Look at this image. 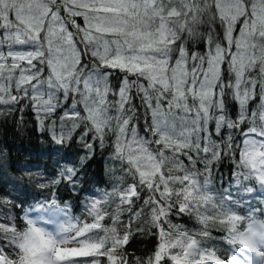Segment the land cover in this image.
I'll return each mask as SVG.
<instances>
[{"label": "snow or ice", "instance_id": "6c2138e0", "mask_svg": "<svg viewBox=\"0 0 264 264\" xmlns=\"http://www.w3.org/2000/svg\"><path fill=\"white\" fill-rule=\"evenodd\" d=\"M29 114L59 158L0 193V264H264V0H0V126Z\"/></svg>", "mask_w": 264, "mask_h": 264}, {"label": "trees", "instance_id": "16d2710c", "mask_svg": "<svg viewBox=\"0 0 264 264\" xmlns=\"http://www.w3.org/2000/svg\"><path fill=\"white\" fill-rule=\"evenodd\" d=\"M29 121L25 129L13 127L11 119L0 126V193H11L19 200L33 203L34 198L43 199L47 192L40 189L38 184L48 178V174L56 170V154L50 153L45 138L36 131L31 122V115L25 116ZM78 145L66 149L74 152ZM104 165L99 156L90 162L89 177L97 179L103 177ZM227 170L225 169V172ZM57 195L64 198L75 196L60 190ZM133 247H140L134 244Z\"/></svg>", "mask_w": 264, "mask_h": 264}]
</instances>
